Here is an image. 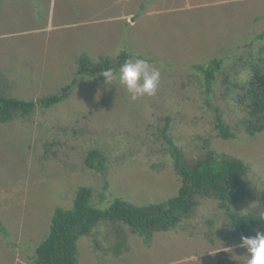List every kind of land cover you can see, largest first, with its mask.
Wrapping results in <instances>:
<instances>
[{"label":"rangeland","instance_id":"rangeland-1","mask_svg":"<svg viewBox=\"0 0 264 264\" xmlns=\"http://www.w3.org/2000/svg\"><path fill=\"white\" fill-rule=\"evenodd\" d=\"M262 32L264 0H0V94L64 95L0 122V264H34L53 212L71 209L80 187L93 190L99 209L115 198L145 206L177 195L181 180L161 134L167 118L186 160L199 158L208 142L244 163V197L231 210L260 212L264 130L246 134L245 109L224 82L239 92L249 79L244 63L264 42L253 41ZM122 53L160 68L155 95L132 100L118 81L77 75L84 55L96 63ZM213 59L223 64L208 94L194 67ZM215 108L235 138L219 137ZM94 149L106 158L105 176L85 165ZM197 200L149 244L125 224L100 220L77 240V264H246L218 202Z\"/></svg>","mask_w":264,"mask_h":264},{"label":"trees","instance_id":"trees-1","mask_svg":"<svg viewBox=\"0 0 264 264\" xmlns=\"http://www.w3.org/2000/svg\"><path fill=\"white\" fill-rule=\"evenodd\" d=\"M258 40L264 41V32L253 38V41ZM128 58V54L122 53L115 60L107 59L94 63L84 55L80 60L77 75L103 78L102 73L106 68L116 69ZM222 64L221 59H213L205 65L194 67L195 71L203 75L204 88L208 94L212 91L215 76L222 70ZM244 65L249 72V79L245 80L239 92L236 83L230 85L225 81V93L244 107L246 118L242 124L246 134L253 136L264 130V42L255 53H249ZM76 82L77 79H73L72 85ZM63 98L64 95L55 94L34 101L0 94V122H8L14 116H27L36 106L50 107ZM215 112L219 137L224 140L235 138V133L223 120L218 108H215ZM169 130L167 118L161 134L181 180L177 195L145 206L115 198L106 209H99L92 204L93 190L86 186L80 187L71 209L57 208L53 212L48 233L35 249L33 263L77 264V240L83 235H89L93 227L103 219L127 225L129 232L142 238L145 244H149L155 233L170 230L183 216L190 214L198 206V197L211 198L218 202V208L227 218L230 238L240 240L242 235L251 236L255 231H264V219H261L264 217V202L258 213L239 214L231 210V206L244 197V182L247 175L244 163L226 154H216L208 142L202 144L203 154L199 158L186 160ZM84 161L86 166L105 176L106 158L100 150L88 152ZM118 237L124 247L126 234L120 231Z\"/></svg>","mask_w":264,"mask_h":264},{"label":"clouds","instance_id":"clouds-1","mask_svg":"<svg viewBox=\"0 0 264 264\" xmlns=\"http://www.w3.org/2000/svg\"><path fill=\"white\" fill-rule=\"evenodd\" d=\"M102 76L105 83L118 81L130 94L131 99L156 94L161 77L160 68L137 53L126 59L118 68H106ZM261 219H264L262 217ZM240 247L246 249V264H264V231L240 237Z\"/></svg>","mask_w":264,"mask_h":264}]
</instances>
